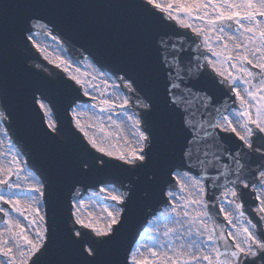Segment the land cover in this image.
<instances>
[{
    "label": "snow or ice",
    "instance_id": "1",
    "mask_svg": "<svg viewBox=\"0 0 264 264\" xmlns=\"http://www.w3.org/2000/svg\"><path fill=\"white\" fill-rule=\"evenodd\" d=\"M70 6L65 0L0 6V135L9 137L10 95L30 93L44 116L52 115L48 98L29 79L38 74L34 69L48 71L39 63L28 66L35 49L76 93L71 111L83 136V155L70 164L53 160L48 180L30 171L24 176L34 181L26 198L18 181L27 161L19 151L0 153V264H264V0H167L166 6L125 0L121 6L133 14L120 22L58 14ZM9 9H16L14 17ZM69 32L91 47L65 59L37 40L50 39L64 52ZM101 57L113 66L105 70ZM81 62L91 71L81 72ZM218 93L234 96L233 104ZM96 108L101 115L89 118L95 123H82L88 112L77 109ZM105 114L118 131L127 128L122 147L105 133ZM57 131L48 119L44 136L55 140ZM110 169L125 179L119 186L97 180L101 186L92 196L113 203L85 216L73 189ZM157 190L163 210L147 220L121 259L127 230ZM248 193L257 221L244 211Z\"/></svg>",
    "mask_w": 264,
    "mask_h": 264
},
{
    "label": "water",
    "instance_id": "2",
    "mask_svg": "<svg viewBox=\"0 0 264 264\" xmlns=\"http://www.w3.org/2000/svg\"><path fill=\"white\" fill-rule=\"evenodd\" d=\"M16 2L17 0H0V6L4 5L5 3L12 4ZM65 2L71 6L58 9L57 12L62 17L70 20L86 19L88 21L120 22L131 17L133 14L131 9L121 6L125 2V0H65ZM9 13H10V18L14 17L16 13V9H9ZM67 35L71 37V39L67 43V46L69 47V52L73 56L75 53L83 51V47H91L88 44V42L79 35V33L69 32ZM37 40L39 43H41L42 46H44L45 44L50 45L49 52L52 53L53 57L55 55H61L65 59L71 58L69 55L65 53V51L61 52L59 48L55 45V42H52L50 39L45 40L44 37L40 36L37 37ZM92 50L95 51L94 48ZM40 55L41 57H43L41 53ZM99 59H100V63L104 65L105 70L113 66L111 60L103 57ZM37 63L42 64L44 68L48 69L46 73L55 72L56 74L61 72L60 69L55 68L53 64H49L46 60L35 62L33 63V65ZM77 66L80 67L81 72L91 71V69L88 68L85 62H81ZM34 72L38 74L30 76L29 77L30 82L33 85L34 89L38 88L40 89V91L44 92L45 96L48 98V101H50L51 104L53 105L57 118L60 123V131L66 137L67 144H64L53 133H51V135L55 137V140H48L44 136V132L47 129V125L44 122L43 115L41 111L38 109V106L33 104L32 96L30 93L22 99H17L14 95H10L9 102L13 104V112L11 118L14 121V124L12 126L14 128L16 141L21 146L23 151L28 154L32 166L37 168L38 172L42 175V177L46 181L49 179L50 171H51L50 165L53 160H62L70 164L73 157L83 155V151L78 143V141L82 139L79 137L78 132L75 130L70 120L71 118L70 107L77 100L76 93L74 91L67 89L62 85V83L59 80V77H63V75H60L54 81L53 78L43 74V72L45 71L41 72L37 69H34ZM108 91L110 92L111 90L109 89ZM36 93H40V92H36ZM217 96L218 99H224L227 100V102L230 101L231 99L230 96H221L219 93L217 94ZM39 98L40 95L38 96V99ZM80 99H86V97H81ZM87 103L96 104L98 103V100L97 101L88 100ZM82 111L88 112V115L80 117L82 123H95L94 120L89 119L92 116L93 112H95L96 115L98 116L101 115L99 113L98 108L92 110L77 109V112H82ZM115 118L116 117L114 114V119ZM48 119H52L57 125L53 111L51 117L48 118L45 117L46 123ZM73 123L75 125L74 119H73ZM104 123L106 125L105 133L112 134L109 137L110 142L115 144L116 147L118 148L122 147L123 146L122 137L127 136L129 134L127 128H125L123 131H118L116 128L112 127L110 122L106 120V114L104 117ZM89 131L90 132L95 131L98 137L104 135V133H100L98 129L93 128V129H89ZM73 133H75V137L73 136ZM0 141H3V143L0 144V153L7 152L9 150L7 142L4 141V137L1 135H0ZM17 149L18 148H14L13 152L18 151ZM19 153H20L19 159L21 161H26L25 154L24 153L22 154L21 152ZM8 159H10V155L8 156ZM3 160H5V157L0 156V161ZM22 166L24 168V172L21 173V176L18 181L21 183L22 189L18 192V194L22 198H26L28 195L26 191V186L28 183H32L34 181H32L31 178L25 180L24 176L30 171L37 180L42 181V178L34 170V168H30L27 163L23 164ZM14 178L17 181L18 178L15 176ZM109 179H110L109 177L104 175V172L99 173L95 180H88L83 183L77 184L76 187L73 189V192H75L76 190L80 192L81 190H85L86 188L91 186V188H89V190H87L86 192H83L82 196L80 197V199L83 200V206L81 207V212L85 216H87L89 213H93V214L99 213L102 206H108L113 203L112 201L105 199L103 195L100 198H95L92 196V193L98 191L99 189V187L97 188L92 187L99 185V183H97L96 181L99 180L105 182ZM165 179H167V177H165ZM110 180H117L118 182H120L122 179L113 178ZM111 184L112 183H108L106 185H111ZM65 195L67 196L68 201L70 202L72 198V193H69L67 188L65 189ZM160 200H161V196L159 191L157 190L153 199L147 202L146 205L142 206V209L138 214L136 221L129 227V229L125 234L123 246L119 254L121 259H123L124 256V249H126L133 242L137 232L141 230L142 227L141 223L143 222L144 224L146 219L150 215H153L155 213V211L159 207V204H162L159 203ZM68 206L69 204L67 203L63 206V210H62L63 216H66L68 214L67 213ZM163 208L164 205L159 211H162ZM12 215L15 216L17 219H20L22 223H24L25 225L28 224V221L24 220L22 217H19L17 213L12 212ZM0 220H1L0 225H2L3 222L2 214H0Z\"/></svg>",
    "mask_w": 264,
    "mask_h": 264
},
{
    "label": "flooded vegetation",
    "instance_id": "3",
    "mask_svg": "<svg viewBox=\"0 0 264 264\" xmlns=\"http://www.w3.org/2000/svg\"><path fill=\"white\" fill-rule=\"evenodd\" d=\"M1 136H3V135H1ZM3 137H4V136H3ZM8 140H9L8 138H5V137H4V141L7 142L8 148L11 149V150L13 151L14 148H12V146L8 143ZM12 179H13V181L15 182V178H14V176L12 177Z\"/></svg>",
    "mask_w": 264,
    "mask_h": 264
},
{
    "label": "rangeland",
    "instance_id": "4",
    "mask_svg": "<svg viewBox=\"0 0 264 264\" xmlns=\"http://www.w3.org/2000/svg\"><path fill=\"white\" fill-rule=\"evenodd\" d=\"M162 4H164L165 6L167 5V0H161Z\"/></svg>",
    "mask_w": 264,
    "mask_h": 264
},
{
    "label": "bare ground",
    "instance_id": "5",
    "mask_svg": "<svg viewBox=\"0 0 264 264\" xmlns=\"http://www.w3.org/2000/svg\"><path fill=\"white\" fill-rule=\"evenodd\" d=\"M163 1V0H162Z\"/></svg>",
    "mask_w": 264,
    "mask_h": 264
}]
</instances>
